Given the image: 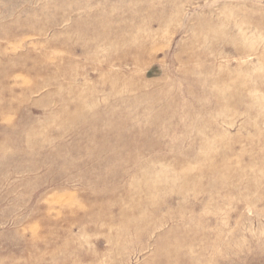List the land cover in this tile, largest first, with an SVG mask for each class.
Segmentation results:
<instances>
[{
    "label": "rangeland",
    "instance_id": "1",
    "mask_svg": "<svg viewBox=\"0 0 264 264\" xmlns=\"http://www.w3.org/2000/svg\"><path fill=\"white\" fill-rule=\"evenodd\" d=\"M0 264H264V0H0Z\"/></svg>",
    "mask_w": 264,
    "mask_h": 264
}]
</instances>
